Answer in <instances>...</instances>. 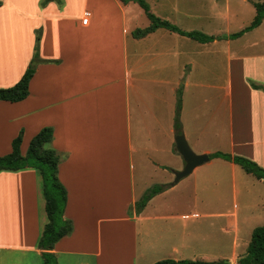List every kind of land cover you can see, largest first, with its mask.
Masks as SVG:
<instances>
[{"label": "crops", "instance_id": "crops-1", "mask_svg": "<svg viewBox=\"0 0 264 264\" xmlns=\"http://www.w3.org/2000/svg\"><path fill=\"white\" fill-rule=\"evenodd\" d=\"M145 1L180 30L216 39L200 43L164 28L135 38L149 20L133 1L0 0V88L35 66L27 97L0 101V156L19 134L24 155L32 137L52 129L66 190L63 217L73 225L51 251L56 264L207 262L203 243L220 248L221 239L198 232L204 227L192 219L199 207L207 228L221 219L219 233L232 236L222 258L233 264L240 213L222 202L228 193L236 201L238 185L246 194L264 193L262 180L222 158L172 183L184 167L175 150L176 117L194 153L244 157L264 169V17L236 39H218L232 34L248 0ZM218 4L223 11L216 13ZM154 185L166 188L135 213L134 203ZM263 202L258 196L244 206L264 209ZM46 221L39 172L0 171V264H43L38 240ZM194 247L198 252L186 257Z\"/></svg>", "mask_w": 264, "mask_h": 264}, {"label": "trees", "instance_id": "trees-1", "mask_svg": "<svg viewBox=\"0 0 264 264\" xmlns=\"http://www.w3.org/2000/svg\"><path fill=\"white\" fill-rule=\"evenodd\" d=\"M50 1L42 0L44 6ZM57 1V0H56ZM122 3L133 1L137 3L145 12L149 25L143 29H136L133 32L135 38H141L153 32L157 28H164L168 31L188 37L200 43H208L216 39L213 36L205 35L198 31L185 32L167 20L161 19L151 13L145 0H119ZM255 15L250 24L238 32L218 37V39H236L257 26L260 25L264 17V2L253 3ZM39 35H36L33 61L39 62L38 58ZM56 62V61H54ZM35 72V66L30 64L21 78L11 87L0 88V101L16 103L24 100L28 95V85ZM255 88L257 86L252 85ZM264 91V88H263ZM180 102V96H179ZM175 130L180 135V123L175 118ZM53 140L52 129L50 127L42 128L29 142L25 155L20 152L21 134H19L11 143V152L0 156V171H18L24 168H34L39 172L42 183V195L44 199V210L46 223L43 226L40 238L38 240V249L41 251L43 264H56L55 255L51 253L55 244L62 238L69 236L73 225L70 220L63 217L66 205V190L57 177V167L60 162V155L51 146ZM222 158L232 161L234 164L255 178L264 182V169L260 168L255 162L239 156H231L224 153H213L209 159ZM165 185H154L149 188L145 194L134 203L135 213H140L146 203L156 194L162 192ZM153 264H231L227 260L216 262H206L202 260L191 259H162ZM237 264H264V225L252 230L246 252L239 257Z\"/></svg>", "mask_w": 264, "mask_h": 264}, {"label": "rangeland", "instance_id": "rangeland-1", "mask_svg": "<svg viewBox=\"0 0 264 264\" xmlns=\"http://www.w3.org/2000/svg\"><path fill=\"white\" fill-rule=\"evenodd\" d=\"M251 1H256V2H264V0H251ZM251 1H246V3H243L242 6L239 9V17L236 21L235 25H231L230 29L228 30L229 32H236L238 31L237 26L241 25L242 28L246 27L249 25V23L251 22L253 15L251 13H254V9H253V5L251 3ZM231 2H237L236 0H231ZM236 8V7H235ZM231 9H234V6H232L231 3ZM211 10H215L216 13H219L221 11H223V5L222 4H218V6H214L213 8H211ZM241 28V29H242ZM219 33L221 35H225V33H227V30L225 27H221L219 28ZM28 148V147H27ZM27 151V149H26ZM26 153V152H25ZM25 155V154H24ZM237 189L241 192L238 194L236 201L233 200L232 196L230 193H228V195L224 198L225 200L222 202L224 203V208L225 209H232L233 206L235 205L237 207V211L238 213H240V223H239V241L237 243V247H236V257L235 260H233V264H236L237 260L239 257L243 256L246 252V248L248 245V242L250 240V234L253 228L259 227L264 225V209H256V207L252 206V209L250 206H248L246 208V204H251V200L252 199H256L258 196L259 198L264 201V193H259V192H254L251 191L249 189V194H246L244 191L241 190V187L238 185ZM243 193V196L247 195L249 197L248 199H244V197L240 198V194ZM179 200L178 202L180 204H184V201ZM204 204V202H202ZM199 204L201 205V203L199 202ZM201 206H204V205ZM264 204V202H263ZM183 207V205L181 206ZM197 214H198V218L192 219V222H194V226L195 227H204V228H199L198 232L201 234L206 235L207 233L211 234L212 237L217 238V240L221 239V241H219L220 243V248L214 247L213 244H216L214 242L210 243V244H206L203 243L204 246H202L203 249V255H208L207 257V262H216L219 260H224L223 255L228 254L230 251V248L228 247L230 245V239H232V236H226L225 239H223V236L221 233H219L218 230V226L221 225V219L217 220L215 219V223L217 227H215L214 229L211 228H207V223L206 221L208 219L204 218L203 215L204 213H206V210H204L203 207H199V209L196 210ZM214 221V219H210V221ZM204 226H203V224ZM209 224V223H208ZM250 229V230H249ZM249 231V232H248ZM249 233V234H248ZM223 242V243H221ZM225 246V248H224ZM196 252H198V249H196L194 247V249H192L191 251L187 252L190 254H185L188 255L186 257H192V255H195ZM212 252L214 254H212ZM209 253H211L209 255ZM175 256V255H174ZM177 257V256H175ZM202 257V256H200ZM225 259H228L229 255H225ZM184 258V257H182ZM191 259V258H190Z\"/></svg>", "mask_w": 264, "mask_h": 264}, {"label": "water", "instance_id": "water-1", "mask_svg": "<svg viewBox=\"0 0 264 264\" xmlns=\"http://www.w3.org/2000/svg\"><path fill=\"white\" fill-rule=\"evenodd\" d=\"M175 150L184 161V167L181 171L173 172V184L179 182L182 178L188 176L196 167L209 160L206 154H196L187 143L185 136L180 134L174 138Z\"/></svg>", "mask_w": 264, "mask_h": 264}, {"label": "built area", "instance_id": "built-area-1", "mask_svg": "<svg viewBox=\"0 0 264 264\" xmlns=\"http://www.w3.org/2000/svg\"><path fill=\"white\" fill-rule=\"evenodd\" d=\"M89 17H90V12L89 11H85L83 12V16H82V19H81V23L83 25H86L88 20H89Z\"/></svg>", "mask_w": 264, "mask_h": 264}]
</instances>
